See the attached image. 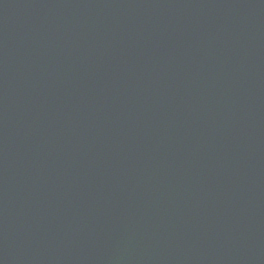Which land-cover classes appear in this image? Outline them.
<instances>
[{
	"label": "water",
	"instance_id": "1",
	"mask_svg": "<svg viewBox=\"0 0 264 264\" xmlns=\"http://www.w3.org/2000/svg\"><path fill=\"white\" fill-rule=\"evenodd\" d=\"M0 264H264V0H0Z\"/></svg>",
	"mask_w": 264,
	"mask_h": 264
}]
</instances>
